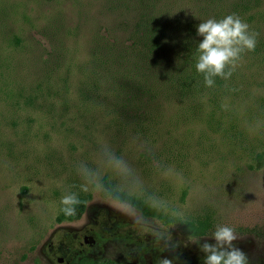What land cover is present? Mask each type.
<instances>
[{"label": "rangeland", "instance_id": "obj_1", "mask_svg": "<svg viewBox=\"0 0 264 264\" xmlns=\"http://www.w3.org/2000/svg\"><path fill=\"white\" fill-rule=\"evenodd\" d=\"M153 1L196 32L236 14L256 48L213 87L136 97L122 50L108 47L126 36L122 21L132 31L124 4L0 0V264H203L178 219L204 214L212 230L191 238L215 243L216 226H231L249 264H264V0ZM104 177L161 216L113 199ZM70 193L90 199L59 220Z\"/></svg>", "mask_w": 264, "mask_h": 264}, {"label": "trees", "instance_id": "obj_2", "mask_svg": "<svg viewBox=\"0 0 264 264\" xmlns=\"http://www.w3.org/2000/svg\"><path fill=\"white\" fill-rule=\"evenodd\" d=\"M103 2L110 14L115 12L116 2L124 4V11L120 15L124 17L129 15L130 20L134 21L132 31L128 30L129 19L122 21L120 25L122 30L127 32L126 36L121 37L120 40L115 39L113 43H108L110 45L108 47L113 51L121 49L120 58L128 63L126 80L129 82L128 91L132 96L156 97L160 92L164 94L187 93L188 90L198 91L205 86L203 76L195 70L197 44L202 37L197 39V32L193 29L191 22H185L180 17L172 16L166 10L153 11L156 6L153 0H103ZM149 4L153 10H149ZM105 31H108V28ZM111 32L116 33L117 31L112 29ZM94 43L93 51L96 52L100 42L95 41ZM114 61L112 59V62ZM107 62L105 58L101 64L104 65ZM110 77L112 80L115 78L114 75ZM119 86L122 88L121 85ZM102 183L108 195L119 202L129 204L143 216H161V213L143 197L114 188L106 177L102 179ZM77 197L80 203L76 205V214L65 216L61 212L58 216L59 220H75L81 217L90 195H77ZM178 221L180 231L188 236H205L213 228V219L210 214L178 219ZM108 262L112 264L109 260ZM80 264L99 263L84 258Z\"/></svg>", "mask_w": 264, "mask_h": 264}, {"label": "clouds", "instance_id": "obj_3", "mask_svg": "<svg viewBox=\"0 0 264 264\" xmlns=\"http://www.w3.org/2000/svg\"><path fill=\"white\" fill-rule=\"evenodd\" d=\"M197 35L202 37L197 44L195 70L201 74L206 87H213L216 78L230 79L242 56L256 48L258 33L250 31V26L236 14H229L217 20L209 18L197 26ZM81 190L87 192L88 186ZM61 212L65 216L76 214V205L80 203L74 193L65 194L60 201ZM157 241H163L165 248L170 246L171 235L154 232ZM215 243H200V239L189 240L199 245L205 253L203 264H249L247 254L234 245L239 239L233 227L217 225L211 237ZM174 247V245L172 246ZM156 264H174L173 259L158 258Z\"/></svg>", "mask_w": 264, "mask_h": 264}, {"label": "water", "instance_id": "obj_4", "mask_svg": "<svg viewBox=\"0 0 264 264\" xmlns=\"http://www.w3.org/2000/svg\"><path fill=\"white\" fill-rule=\"evenodd\" d=\"M86 241L89 242V238H87Z\"/></svg>", "mask_w": 264, "mask_h": 264}, {"label": "flooded vegetation", "instance_id": "obj_5", "mask_svg": "<svg viewBox=\"0 0 264 264\" xmlns=\"http://www.w3.org/2000/svg\"><path fill=\"white\" fill-rule=\"evenodd\" d=\"M89 238V237H88ZM91 239L89 238V241H90ZM59 260H61V258H59Z\"/></svg>", "mask_w": 264, "mask_h": 264}]
</instances>
